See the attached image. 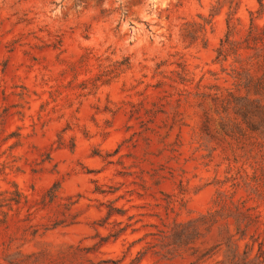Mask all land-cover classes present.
Segmentation results:
<instances>
[{
    "label": "rangeland",
    "instance_id": "rangeland-1",
    "mask_svg": "<svg viewBox=\"0 0 264 264\" xmlns=\"http://www.w3.org/2000/svg\"><path fill=\"white\" fill-rule=\"evenodd\" d=\"M262 3L0 0V264L225 262L224 224L191 247L154 246L218 192L264 219L248 147L219 128L223 98L244 94L240 64L216 61L229 25L236 40L252 18L264 26ZM246 68L263 78L264 53ZM17 190L27 202L10 200ZM112 206L123 215L108 218Z\"/></svg>",
    "mask_w": 264,
    "mask_h": 264
},
{
    "label": "trees",
    "instance_id": "trees-1",
    "mask_svg": "<svg viewBox=\"0 0 264 264\" xmlns=\"http://www.w3.org/2000/svg\"><path fill=\"white\" fill-rule=\"evenodd\" d=\"M262 2L263 0H260L261 8ZM253 20L254 18L247 35L242 40H236L235 27L229 25L228 32L217 50L218 63L227 62L232 57L240 64L239 68L232 70L231 77L234 86L244 90V94L235 95L229 92L228 97L223 98V117L219 122V128L227 137L238 140L248 147L246 156L253 170V176L249 181H245V185L250 187L252 193L264 198V77L255 79L246 68L248 61L253 58L260 60L264 53V26H255ZM180 76L182 83L189 81L184 68ZM57 191L58 189L54 190L51 202L57 199ZM14 197L10 200L17 205L21 204L23 199L27 202L18 190ZM4 201L8 200L0 199V202ZM115 214L123 215V212L116 207H110L108 218ZM218 224H224V228L229 233L228 255L226 261L221 264H264V219L253 207L247 205L246 200H236L234 193L218 192L211 210L206 214L186 222H175L167 230L160 231L161 244H156L154 247L167 249V253L191 247L201 237L203 230H210ZM232 229L233 231L230 232ZM123 231L125 230L122 229L113 236L117 239ZM248 238L250 242H246ZM235 240L245 242L243 252H239L235 247ZM46 255V252L20 255L21 260L18 264H39Z\"/></svg>",
    "mask_w": 264,
    "mask_h": 264
}]
</instances>
